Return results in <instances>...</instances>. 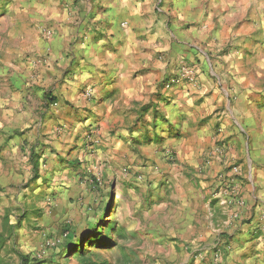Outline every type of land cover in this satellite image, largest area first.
<instances>
[{
	"label": "crops",
	"instance_id": "0c3cea01",
	"mask_svg": "<svg viewBox=\"0 0 264 264\" xmlns=\"http://www.w3.org/2000/svg\"><path fill=\"white\" fill-rule=\"evenodd\" d=\"M35 1L0 59V74L14 87L0 98L14 112L7 132L27 130L12 140L0 134V188L23 191L31 145L51 146L40 144L39 170L54 175L66 168L61 141L89 132L96 143L116 145L139 136L134 128L153 111L160 129L154 157L167 162L169 149L176 155V162L163 163L167 178L185 185L190 206L202 205L235 247L261 249L264 106L253 100L259 90L244 65L253 61L251 49L264 48V0ZM46 29L53 31L50 39ZM28 32L42 36L32 48ZM181 62L196 67L198 83L164 91ZM89 88L93 96L86 99ZM50 92L55 104L25 105ZM35 110L46 113L37 125Z\"/></svg>",
	"mask_w": 264,
	"mask_h": 264
},
{
	"label": "rangeland",
	"instance_id": "374dc122",
	"mask_svg": "<svg viewBox=\"0 0 264 264\" xmlns=\"http://www.w3.org/2000/svg\"><path fill=\"white\" fill-rule=\"evenodd\" d=\"M34 2L0 0L1 60L13 38L21 34L15 25L21 18L28 20L24 13L35 11ZM27 35L31 48L42 39L36 33ZM248 54L253 61L244 67L252 73L254 88L259 90L253 100L264 106V48L251 49ZM3 65L0 61V69ZM12 88L7 77L0 74V98H6L7 89L13 93ZM46 96L53 98L51 92L38 94L25 105L32 107L30 104L35 103L40 109L51 104ZM12 113L11 104L1 103L0 120L5 116L9 121L4 119L0 134L7 140L27 131L22 127L7 132L14 121ZM33 115L36 125L46 119V113L40 110ZM155 116L153 111L143 115L141 127L134 128L141 134L124 136L116 145L96 143L89 132L82 140L61 141L67 152L59 155V161L65 162L66 168L48 176L40 168L38 179L30 162L31 148L37 147L35 155L41 157L40 144L43 148L51 146L41 142L31 145V174L23 191L0 188V199L5 200L4 207L0 200V233L5 230L6 217L8 227H14L13 236L6 235L1 250L3 264H82L78 257L101 264H264V246L256 249L258 244H254L244 249V243L235 247L233 236L211 224L202 205L195 207L193 201L190 206L185 185L167 178L163 163L172 162H166L165 157L158 162L153 155V140L160 130ZM27 123L28 119H22V126ZM112 225L113 232H109ZM76 236L84 239L89 252L78 250L80 245L76 244L64 257V249L70 240L76 243Z\"/></svg>",
	"mask_w": 264,
	"mask_h": 264
},
{
	"label": "built area",
	"instance_id": "2783aa9c",
	"mask_svg": "<svg viewBox=\"0 0 264 264\" xmlns=\"http://www.w3.org/2000/svg\"><path fill=\"white\" fill-rule=\"evenodd\" d=\"M44 36L46 39H50L53 36V31L50 29L44 30ZM183 83L188 84H197L198 83V70L193 65L186 64L184 62L180 63L178 72L169 77L164 83H163V90L164 91H170L175 86L181 85ZM93 96V90L91 88L87 89L84 92V97L86 99H89ZM166 158L171 162H176V155L174 154L173 150L169 149L165 152ZM234 171H237L238 168L235 166ZM242 204V202H240Z\"/></svg>",
	"mask_w": 264,
	"mask_h": 264
},
{
	"label": "trees",
	"instance_id": "16d2710c",
	"mask_svg": "<svg viewBox=\"0 0 264 264\" xmlns=\"http://www.w3.org/2000/svg\"><path fill=\"white\" fill-rule=\"evenodd\" d=\"M46 98H47V100H51L50 101L51 104H55L56 103V98H54V97L52 98L51 97L52 98L51 99V98H48V96H46ZM39 160H40V157H37L35 155V148H31L30 162L33 165L34 172L36 173V179H38V174H39L38 173V171H39ZM8 224H9V219H8V217H6L5 230L2 233H0V264H3L2 257H1V250L4 248V245H5L6 241H7L6 240V238H7L6 235L8 234L9 236L12 237L13 234H14V227L13 226L12 227H8ZM106 224H107V222H106ZM108 231L109 232H113V225L110 226ZM104 239H106L105 236H104ZM74 240H76V243H73V240H70L68 247H66L64 249V257L68 256V254L70 253V248L72 246L76 247V244L80 245L79 247H77L78 250L82 251L84 249L86 252H89V250L87 248V243H85L84 239H82L80 236H76V238ZM114 245H115V243H114ZM78 259L82 260V264H101V263L93 262L91 260H87V259L81 258V257H78ZM24 261L27 262V263L30 262V260L28 258H24Z\"/></svg>",
	"mask_w": 264,
	"mask_h": 264
}]
</instances>
